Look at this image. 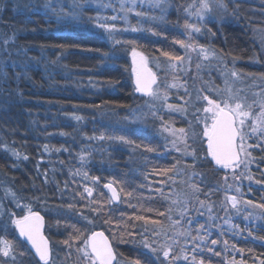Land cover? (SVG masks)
<instances>
[{
	"label": "trees",
	"instance_id": "trees-1",
	"mask_svg": "<svg viewBox=\"0 0 264 264\" xmlns=\"http://www.w3.org/2000/svg\"><path fill=\"white\" fill-rule=\"evenodd\" d=\"M95 1L114 8L117 20L112 21L114 15L108 11L106 16L98 15L96 8L82 1L0 0V202L4 210L16 213V218L28 215L27 209L11 203L6 192L10 189L22 206L26 203L45 217L53 250L77 235L73 226L85 237L104 231L118 264H191L193 255L197 264L201 260L203 264H260L264 208L257 205H264V148L252 147V165L236 171L245 174L234 180L231 168L218 167L208 155L205 140L185 151L184 144L176 145L168 137L171 129L189 134L176 117L148 109L151 119L144 126H127L125 121L132 114H144L147 107L148 99L134 86L136 55L206 70L209 66L201 64V49L214 52L228 66H236L247 94L257 91L262 97L264 41L259 34L264 33V0H223L224 18L214 14L215 20L209 13L202 20L188 14L187 9L201 0H165L162 21L154 19L161 9L154 0L135 8L137 15L127 4L123 8L116 4L122 0ZM100 16L109 31L97 30ZM185 24L200 31L186 29ZM217 68L225 73L223 64ZM185 74L171 79L189 81L194 71H188L189 77ZM165 97L175 98L169 103L177 106L185 104L179 99L187 101L181 93ZM257 142L255 138L252 144ZM109 184L120 194L118 206L106 190ZM89 188L91 196L85 190ZM230 196L237 197L236 208ZM84 216L93 222L87 223ZM197 230L206 244L193 252ZM0 239L11 241L18 257L13 261L0 252V264H40L7 220H0ZM213 239L216 244H211ZM81 243L83 239L72 245ZM169 246V258L163 261V250Z\"/></svg>",
	"mask_w": 264,
	"mask_h": 264
},
{
	"label": "snow or ice",
	"instance_id": "snow-or-ice-1",
	"mask_svg": "<svg viewBox=\"0 0 264 264\" xmlns=\"http://www.w3.org/2000/svg\"><path fill=\"white\" fill-rule=\"evenodd\" d=\"M218 6L220 8H227V5L223 3V0H217ZM154 6L161 7L162 11L167 7L165 0H154ZM47 7H54V5H48ZM123 7V6H122ZM194 9V10H193ZM189 15H194L198 19H204L206 13L211 12V5L208 0H201V3L198 5H192L187 9ZM139 15V13H138ZM112 19H117V17H112ZM99 27H106L104 24H99ZM185 28H191L194 32H199L200 28L192 24H185ZM132 31H136L135 28ZM183 46V44H182ZM191 47V45H188ZM204 51V49H201ZM136 53L133 51V56ZM164 55H168L164 53ZM207 58V55H205ZM169 59L173 57L169 56ZM174 59L180 60L181 57H175ZM226 74V73H225ZM231 75L236 76L235 71H231ZM156 76L148 70L146 66V61H143L141 64V70L137 72V90L143 92L145 95H151L158 97L156 91L152 89V85L156 84ZM264 79V77H261ZM227 83V81H225ZM208 91H212L211 88ZM200 101H207V104H201L199 107H195L193 112V117L197 124H203L202 135L207 138V149L208 155L211 156L212 160L215 161L217 165L224 169H232V178L234 180L240 179L245 173L241 172L240 174L236 173V169L241 165H244L247 168L250 160L247 158L251 157V153L247 152V148L258 147L264 148V99L259 101L260 113L258 116L253 115V104L257 103L253 101V104L247 103L245 98L239 97L238 95L232 94L229 92L227 97L217 95L210 98L209 95H200L197 97ZM171 107V106H170ZM252 120L253 123L249 124L248 121ZM259 124V127L257 126ZM181 133L184 132L183 129L179 130ZM259 132L260 135L256 136V144H246L248 139H253V134ZM89 139H94L90 137ZM99 139L103 140L104 137L100 136ZM188 147L186 145L185 151ZM192 154L195 156V150H192ZM27 159V157H25ZM83 160V157H81ZM250 178V177H249ZM105 187H111L110 185H105ZM88 192V195L91 196L92 189H85ZM239 190V189H237ZM12 195L13 203L17 207L27 208L28 215H22L19 218H16V213H9V219L12 224L15 225V228L19 231V236L26 238V240L31 244V247L36 250V254L39 255L40 259L45 261L47 264V259L49 256V241L43 234V229L45 227L44 217L38 211H33L29 205H21L20 201L16 198L14 193ZM113 198L118 199L116 193H113ZM39 200V197H36ZM228 199L231 201L232 207L236 208L237 206V197L230 196ZM245 203L251 204V201H246ZM201 206L202 202H201ZM2 202H0V208H2ZM69 208H73V205H68ZM257 207L264 208V205H257ZM102 211V207L99 209ZM225 212L227 208L225 207ZM97 211V209H93ZM211 209H209V212ZM239 211V210H238ZM203 214V213H201ZM0 215H3L0 212ZM87 223L91 224L93 221L87 216L83 217ZM137 219H144L143 216L137 217ZM191 218H188V223H191ZM178 223V222H177ZM57 226H59V221H57ZM77 233L75 236H69V239L62 241V243L71 249L72 242L75 240H84V247L77 248L78 252L83 254V257L87 264H113L116 261L117 256L113 252L112 246L109 244L108 238L104 236L103 232L92 231L91 235L85 237L84 234L79 230L75 229ZM201 229H204V225H201ZM5 232H7V226H4ZM147 231V229H145ZM158 234V233H157ZM131 235V233H129ZM185 235H187L185 233ZM193 247L192 251L195 252L197 248L203 250L206 240L205 236L200 234V230H197V234L192 237ZM198 241V243H197ZM145 247H151V245L146 241H142ZM217 240H211V244H216ZM0 244H3V249H0V252L5 257H8L10 251L13 250L14 246L11 241L7 239H0ZM225 246L228 245V241H224ZM164 246H162L163 248ZM155 251V249H153ZM171 247L163 250L164 260H168ZM211 251V249H209ZM219 255L220 253H215ZM23 255V253H20ZM186 261L188 256L184 255L183 257ZM13 261L16 260V256H12ZM174 259H179V257H174ZM191 264H197L196 257L193 255ZM199 264H203V260L199 261ZM235 264V261L232 262ZM260 264H264V259L260 261Z\"/></svg>",
	"mask_w": 264,
	"mask_h": 264
},
{
	"label": "rangeland",
	"instance_id": "rangeland-1",
	"mask_svg": "<svg viewBox=\"0 0 264 264\" xmlns=\"http://www.w3.org/2000/svg\"><path fill=\"white\" fill-rule=\"evenodd\" d=\"M73 1H82L83 5L89 6V7H94L97 10L98 15L106 16L104 13L108 11L109 13L113 14L115 17H118L119 13L114 8H110L108 4H100L95 0H73ZM95 1V3H93ZM153 3L151 0H122V1H117L116 4L123 6L124 4H127V6L130 7V11L133 13V15L136 14V9L140 6H147L149 3ZM129 4V5H128ZM211 5V12L209 14H217L219 18L214 15L213 19L218 18V19H223L224 15H221L220 13L225 12L224 8H220L218 6V3L216 0H211L210 2ZM154 7V6H153ZM157 8V6H155ZM123 8V7H122ZM160 14L159 16L155 17L157 21L161 20L164 18V10L162 11L159 9ZM102 16H100L99 21H101L100 24H103L106 19H103ZM214 19V20H215ZM117 19H112V21H116ZM162 21V20H161ZM95 28L94 26H92ZM104 29L105 31H109L111 28L109 26L106 27H99L97 30ZM138 33H141V31L137 30ZM259 40L261 42L264 41V33L260 32L259 34ZM264 43V42H263ZM205 55H207V58H205ZM138 57H143L141 55H136L135 58ZM146 57V56H145ZM148 60L149 66L154 70L156 76L158 77L159 84L156 88V92L158 94L157 98L156 96H151L148 98V101L146 103V112L144 114H132L128 120L125 121V124L127 126H144L143 124H147V120L149 121L151 119L150 116H148L149 112L148 109L155 110L156 112H163L165 114L171 115L173 117H176L177 121H180V123L185 124V128L187 127L188 132L184 131L181 133L180 131L176 130L173 131L172 129L168 132V137L172 140H175L174 143L176 145L179 144H184L185 147L187 146H194L195 144H198L200 140H205V145L207 147V138L202 135L203 131V124H197L194 117H193V112L195 107H199L202 103L207 104V101H200L197 99L198 96L200 95H209L210 98L215 97L217 95V92L219 93V96L221 97H227L229 95V92L232 94L238 95L239 97L245 98L247 103L253 104V101H256L257 103L253 104V115L258 116L260 113V108L258 106L259 101L261 99H264V95L261 97L260 92H252L247 94L245 92L244 88V82L242 81L241 76L239 75L236 66L230 65L228 66L227 61L222 60L219 58L214 52L206 51L201 52V64L202 63H207L206 70L204 71L202 68L198 69L197 67L190 68L185 67V63H180V62H169L166 60L158 59V58H150L146 57ZM224 65L225 68V73L219 72L217 66ZM216 65V66H215ZM198 67H201L200 64H197ZM232 66V67H231ZM229 69V71H228ZM193 70L194 75L191 77L188 74V71ZM206 72L205 78L202 74V72ZM231 71H235L237 73L236 76L231 75ZM181 72H185L188 77L189 81L184 83V86L182 85V80L180 81H174L171 78L175 75L174 74H179ZM227 81V83H225ZM207 83V85L205 84ZM181 84V85H180ZM182 86L181 89H179ZM207 86V88L205 87ZM211 88L212 91H208V89ZM176 94V93H181V95L184 94L186 96V100H181L179 97H176L181 101L180 104H183L182 106H177V105H172L169 103V98H164L165 95L169 94ZM175 98H172L171 100H174ZM170 100V101H171ZM171 106V107H170ZM180 117V118H179ZM249 124L253 123V121L250 119L248 121ZM259 127V124L257 125ZM184 134V135H183ZM260 133L257 132L253 134L254 138L253 139H248L246 141V144H252L253 140L255 139L256 136H259ZM175 147V146H173ZM180 147V146H177ZM252 147L247 148V152H251ZM14 157H17V155L13 154ZM250 160V163L248 164L247 168L244 167V165H241L239 168L236 169L238 170H243V169H248L252 165V156L250 158H247ZM232 170V169H231ZM8 194L10 195L11 190H7ZM11 198V203H13L12 200V195H10ZM16 198L20 201V204H22V201L19 197L16 196ZM24 205L26 203H23ZM13 205L16 206L15 203ZM16 208H19L16 206ZM20 209V208H19ZM27 208H25L26 210ZM28 211V210H27ZM0 212L3 213V215H0V220L3 222H6V220L10 223L9 219V213H12L11 211H6L4 210V205L2 208H0ZM18 212V211H17ZM8 213V214H7ZM8 216V217H7ZM81 246V247H80ZM79 247H76V245H72L71 249L64 245H56L54 247L53 253L54 255L51 258V261L49 264H87L85 261L83 254L81 252H78L76 249L77 248H83L84 243H81ZM3 244H1V249H3ZM2 253V252H1ZM3 255V254H2ZM12 256L14 255L13 250L10 251V254L7 259H12ZM3 257H5L3 255ZM18 259V257H16ZM13 260V259H12ZM165 261V260H163ZM120 264H137L135 262H124L121 261ZM160 264H164L163 262H160ZM165 264H167L165 262Z\"/></svg>",
	"mask_w": 264,
	"mask_h": 264
},
{
	"label": "water",
	"instance_id": "water-1",
	"mask_svg": "<svg viewBox=\"0 0 264 264\" xmlns=\"http://www.w3.org/2000/svg\"><path fill=\"white\" fill-rule=\"evenodd\" d=\"M143 61H146L145 60V58H143V57H140V58H138L137 59V62H136V71L133 73V76H134V85L137 87V72L138 71H140L141 70V64H142V62ZM146 66H147V68H148V70L149 71H151L153 74H154V72H153V70L147 65V62H146ZM155 75V74H154ZM157 78V77H156ZM157 82H158V79H156V84H153L152 85V89L154 90V88L156 87V85H157ZM139 92V94H141L143 97H150L151 95H145L143 92H141V91H138ZM215 162V161H214ZM216 164V163H215ZM217 165V164H216ZM218 167H220L219 165H217ZM222 168V167H221ZM110 188L109 187H107V191H108V193H109V196H110V198H111V201H112V203L114 204V205H116V206H118L119 204H120V201H121V199H120V195H119V192H118V190L112 185V184H110ZM116 193V195L118 196V199H115V198H113V193ZM42 215V214H41ZM43 216V215H42ZM44 217V216H43ZM44 224H45V227H44V229H43V234H44V236L47 238V235H46V219H45V217H44ZM16 229V228H15ZM16 232H17V234L19 235V231L16 229ZM96 232H103L104 233V236L106 237V238H108V241H109V244L112 246V249H113V252L116 254V252H115V250H114V247H113V244H112V242H111V240H110V238L107 236V234L104 232V231H96ZM21 239H22V241L24 242V244L28 247V249H29V251L31 252V254L35 257V259L38 261V262H40V263H45V261H43V260H41L40 259V257H39V255H37L36 254V250L34 249V248H32L31 247V244L26 240V238H22V237H20ZM48 239V238H47ZM48 241H49V239H48ZM48 247H49V256H48V259H47V262H49L50 261V258H51V244H50V241H49V245H48ZM117 256V255H116ZM113 264H117V259H116V261H114L113 262Z\"/></svg>",
	"mask_w": 264,
	"mask_h": 264
}]
</instances>
